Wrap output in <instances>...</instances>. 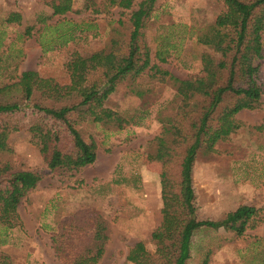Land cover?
<instances>
[{"label":"rangeland","instance_id":"obj_1","mask_svg":"<svg viewBox=\"0 0 264 264\" xmlns=\"http://www.w3.org/2000/svg\"><path fill=\"white\" fill-rule=\"evenodd\" d=\"M50 1L0 0V87L17 81L25 70L69 84L71 54L107 50L112 37H127L130 13L142 0H134L131 9L113 6L101 12L96 8L104 0H71L72 9L56 15ZM223 9L219 0H155L142 30L150 65L179 79L201 74L206 50L197 34ZM10 12L19 13V21H6ZM262 42L264 50V30ZM256 64L261 106L239 111L240 127L217 142L213 152L200 150L196 156L190 207L198 219H219L241 204L264 206V55ZM16 92L13 88L0 98ZM180 98L174 80L152 70L123 80L104 102L112 119L78 124L83 138L96 142L95 161L67 173L50 171L29 135L12 137L10 165L42 177L18 205V226L6 236L0 232L5 242L0 264H61L51 248V228L44 225L55 227L63 216L85 207L109 222V239L97 264H134L126 254L140 240L152 252L150 234L161 221L162 207L157 137L162 120L178 113ZM182 151L177 148L168 165L175 184ZM190 254L188 264H264V220L241 235L201 227L191 238Z\"/></svg>","mask_w":264,"mask_h":264},{"label":"trees","instance_id":"obj_2","mask_svg":"<svg viewBox=\"0 0 264 264\" xmlns=\"http://www.w3.org/2000/svg\"><path fill=\"white\" fill-rule=\"evenodd\" d=\"M134 0H104L97 12L113 6L131 9ZM224 9L213 22L204 24L197 42L205 47L201 74L179 79L150 65V50L143 42V28L152 16L155 0H142L129 17L127 37H112L107 50L88 55L72 53L66 68L70 83L59 85L36 71L25 70L12 84L0 87V232L18 226L20 201L35 188L42 173L15 170L9 163L11 139L24 133L39 148L50 171L67 173L93 163L97 145L85 140L78 128L83 122L110 120L104 107L117 85L152 70L162 79L169 76L180 95L178 113L163 119L157 137L156 157L163 164L160 175L161 221L150 234L151 252L142 240L134 243L126 260L134 264H188L194 232L207 227L223 228L241 235L264 220V206L241 204L219 219H198L190 207L194 199L192 171L200 150L213 152L217 142L240 127L236 114L261 106L262 88L257 81L258 64L264 55V0H219ZM52 14L72 9L71 0H51ZM10 12L6 21H19ZM169 135L172 139L169 140ZM177 148H182L175 184L168 165ZM50 229L51 248L61 264H97L109 239V222L98 211L79 208L63 216ZM0 240V244H4Z\"/></svg>","mask_w":264,"mask_h":264}]
</instances>
